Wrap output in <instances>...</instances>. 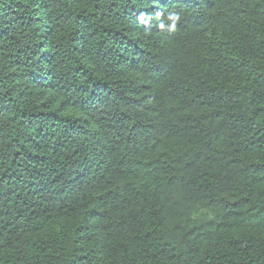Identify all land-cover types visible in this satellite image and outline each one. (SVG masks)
Returning <instances> with one entry per match:
<instances>
[{"label": "trees", "instance_id": "16d2710c", "mask_svg": "<svg viewBox=\"0 0 264 264\" xmlns=\"http://www.w3.org/2000/svg\"><path fill=\"white\" fill-rule=\"evenodd\" d=\"M0 264H264V0H0Z\"/></svg>", "mask_w": 264, "mask_h": 264}, {"label": "clouds", "instance_id": "9594fccd", "mask_svg": "<svg viewBox=\"0 0 264 264\" xmlns=\"http://www.w3.org/2000/svg\"><path fill=\"white\" fill-rule=\"evenodd\" d=\"M140 19L141 20L144 19L143 14L141 15ZM180 19H181V17H180V15L178 13H176L174 11L169 13L168 20L171 22L170 24L167 25V28H168L169 32H175L176 31V25L180 21ZM158 26L161 29L166 27V25L163 22H161Z\"/></svg>", "mask_w": 264, "mask_h": 264}]
</instances>
